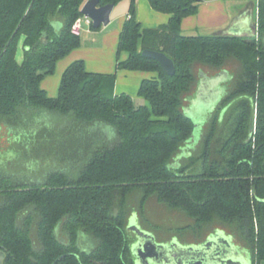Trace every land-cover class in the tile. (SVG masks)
Here are the masks:
<instances>
[{
	"label": "trees",
	"instance_id": "1",
	"mask_svg": "<svg viewBox=\"0 0 264 264\" xmlns=\"http://www.w3.org/2000/svg\"><path fill=\"white\" fill-rule=\"evenodd\" d=\"M86 1L0 0V127H7L8 139L33 140V161L52 162L49 170L33 165L36 179L22 170L0 173L4 264H133L127 231L133 213L161 241L177 236L201 243L222 230L260 264L264 0L253 36L184 34L182 20L201 0H149L171 16L144 27L131 0L118 41V51L128 56L116 66L154 73L140 83L139 95L148 101L141 105L115 92L116 73L91 71L83 59L65 68L57 96L42 86L58 61L80 46L71 28ZM143 49L168 55L175 74ZM203 70L229 71V86L197 147L184 152L196 126L186 104L193 105ZM167 216L174 227L166 226ZM166 230L174 233L168 238L161 233ZM81 232L97 239L93 249L80 247Z\"/></svg>",
	"mask_w": 264,
	"mask_h": 264
},
{
	"label": "rangeland",
	"instance_id": "2",
	"mask_svg": "<svg viewBox=\"0 0 264 264\" xmlns=\"http://www.w3.org/2000/svg\"><path fill=\"white\" fill-rule=\"evenodd\" d=\"M129 9H130V5L127 1L119 2L112 12L111 21L108 25L102 26L100 29H96V30L91 29L89 32L88 31L84 32V35L81 37L80 46L73 48L70 52L67 53V55H65L62 59H60L57 63L55 72L47 76L45 84L46 83L48 84L47 87L49 89L48 90L49 95L51 96L58 95L61 75L65 70V68L76 59H83L85 61L87 69L91 71L116 73L117 76L116 92L119 93L125 92L130 94L133 97L134 103L136 105L148 104V101L144 97L140 96L138 92L141 81L139 73L135 71H129L126 69H118L116 66L118 60L120 59L124 60L127 58L128 53L126 51H121V52L118 51V47H117L118 35L115 32L114 26L116 24L115 23L116 19L117 21H119L120 19L126 17L127 13L129 12ZM256 17H257L256 20H258V16ZM18 57L20 59L23 57V50L21 47L19 48L18 51ZM210 72L211 71H206V70H203L202 72L200 71L199 76L201 77V83L199 84V86L201 88L199 86L198 87L200 88L199 91L201 95H203V97L206 96L205 98L208 100L213 98L215 99L211 101H206L205 99L198 97L197 95L196 101L193 103V105L189 103L186 104V109H187L186 113L194 120V123L196 125L194 133L197 136L195 138V141H193L192 143L190 142L188 148L184 149V152L191 151L193 148L197 147L205 122L210 117L217 103L221 100L227 86H229V82H228L230 77L229 71H227L228 72L227 77L226 74L224 73L222 75L217 76V74H211ZM211 88L213 90H210ZM52 91H56L55 94H51ZM215 93L218 94L220 93V94L218 95ZM210 94H215L214 95L215 97L208 96ZM10 134L11 133H9L7 127L2 124L0 127V173L8 172L17 175L21 173L19 170H22L27 176H31V177L33 176V179H36L40 175L39 174L36 175L37 172L34 171L36 169L33 168L34 164L36 165L35 168L38 167V169H40L41 166L44 167L46 165H47L46 170L50 169L52 162H49V164L39 165L37 162L33 161L34 160L33 158H31V156L33 155L32 151L34 150V148L29 141H31L32 139H27L28 141H26L25 139H24L25 141H23L22 139L21 140L8 139L10 137ZM21 155L24 156L27 155V156L22 158ZM18 158L20 159L22 158L23 160L24 159L26 160L23 161L21 159V161H18L19 160ZM17 161L18 163H22L21 164L22 166L18 165V163H15ZM45 163L48 162L45 160ZM15 164L21 167H18ZM14 165L16 167H14ZM7 166L9 167V170ZM132 216H134L133 222H135L141 228L150 231L155 236V239H157V232H155L153 229H149V227H145V226L143 227L137 213H133ZM166 218H167V220H165L166 226L172 225L171 227H174L173 225L175 224L171 222L173 221L172 218L171 217L168 218V216ZM181 222L182 221H180V223ZM127 231L129 238L135 239V232L133 229L130 228V225L128 226ZM161 233L164 234V236L166 235L168 236L173 234L174 232L172 231L170 232L166 230V231H162ZM84 235L88 236V240H86L87 236ZM80 236H81L80 239L82 237L83 238L79 240V244H81V246L84 249L91 250L95 247L97 243V239H95L93 236L88 235L85 232H81Z\"/></svg>",
	"mask_w": 264,
	"mask_h": 264
},
{
	"label": "water",
	"instance_id": "3",
	"mask_svg": "<svg viewBox=\"0 0 264 264\" xmlns=\"http://www.w3.org/2000/svg\"><path fill=\"white\" fill-rule=\"evenodd\" d=\"M99 3L100 0H87L81 8V13L93 20L95 28H101L110 23L111 13L115 6V3L104 5ZM241 33V27H232L228 34L240 36ZM142 53L144 56L157 60L168 74H175V63L164 52L143 49ZM223 73L226 76L228 74L225 70L217 76ZM198 97L211 101V99H206V96L203 97L200 91ZM196 136L194 133L189 142L195 141ZM133 221L134 216H131L129 225L137 237V241L132 246L136 264H250L249 258L239 250L232 237L226 235L222 230H217L205 242L199 244H184L177 238L172 239L170 242H158L150 231L141 228ZM6 256V252L0 249V264H4Z\"/></svg>",
	"mask_w": 264,
	"mask_h": 264
},
{
	"label": "crops",
	"instance_id": "4",
	"mask_svg": "<svg viewBox=\"0 0 264 264\" xmlns=\"http://www.w3.org/2000/svg\"><path fill=\"white\" fill-rule=\"evenodd\" d=\"M123 1H127L129 5L131 4V0H122L120 2ZM258 3L259 0H201L197 4V11L183 18L181 25L182 32L187 35L217 33L228 34L232 27H241L242 33L240 36H250L255 31V26L257 24L256 14L258 10ZM116 5L114 6V9ZM135 6L137 15L136 17L144 27H157L161 24H165L169 21L171 16L169 13L156 11L151 6L149 0H135ZM128 14L129 12L127 13L126 17L120 19L119 21L116 19V24L114 27L115 32L118 35L117 47L119 33ZM91 29L92 27L85 25L80 38L84 35L85 31L89 32ZM135 72L139 73L141 81L145 77H151L154 75V73L146 71ZM46 78L47 76L43 80L42 86L48 92V84H45ZM55 92L56 91H52L51 94H55ZM243 248L241 247V249ZM243 251L247 254L249 259H251V253L249 250L244 248ZM260 264H264V260H262Z\"/></svg>",
	"mask_w": 264,
	"mask_h": 264
},
{
	"label": "flooded vegetation",
	"instance_id": "5",
	"mask_svg": "<svg viewBox=\"0 0 264 264\" xmlns=\"http://www.w3.org/2000/svg\"><path fill=\"white\" fill-rule=\"evenodd\" d=\"M256 32H257V27H256V29H255V31L252 33V35H250V36H253V35H255L256 34ZM227 77V76H226ZM226 79V78H225ZM225 82V81H224ZM200 87V86H199ZM199 87H198V90H197V95H198V93H199ZM215 94H218V93H215ZM215 94H211L210 96H214ZM220 94V93H219ZM218 94V95H219ZM217 95V96H218ZM215 97V96H214ZM196 98H197V96H196ZM196 98H195V100H193V103L196 101ZM213 99H215V98H213ZM213 99H211V100H213ZM199 142V141H198ZM131 218V217H130ZM129 221H130V219H129ZM128 226H129V222H128ZM128 226H127V228H128ZM215 233V232H214ZM225 233V232H224ZM213 234V233H212ZM212 234H210V235H212ZM226 234V233H225ZM209 235V236H210ZM226 235H228V234H226ZM82 236H83V234H82ZM84 236H87V235H84ZM208 236V237H209ZM228 236H230V235H228ZM81 237V236H80ZM207 237V238H208ZM232 237V236H231ZM83 238V237H82ZM81 238V239H82ZM174 238H177L181 243H184V242H182L177 236H174V237H172V238H170V239H168V240H164V241H161V240H158V238L156 239L158 242H170L172 239H174ZM207 238L203 241V242H205L206 240H207ZM80 238H79V240H81ZM86 240H88V236H87V239ZM232 240H233V242H234V239H233V237H232ZM137 241V237H136V233H135V239H133L132 238V240H131V243H130V252H131V257H132V260H133V264H136V257L134 256V254H133V252H132V246H133V244L135 243ZM203 242H201V243H203ZM235 243V242H234ZM184 244H199V243H184ZM80 247L82 248V249H84L82 246H81V244H80ZM239 248V247H238ZM84 250H86V249H84ZM239 250L241 251V252H243L244 254H245V256L246 257H248L247 256V254L244 252V251H242L240 248H239Z\"/></svg>",
	"mask_w": 264,
	"mask_h": 264
},
{
	"label": "built area",
	"instance_id": "6",
	"mask_svg": "<svg viewBox=\"0 0 264 264\" xmlns=\"http://www.w3.org/2000/svg\"><path fill=\"white\" fill-rule=\"evenodd\" d=\"M85 25L92 27L93 20L89 16L82 14L74 21L71 28L72 34L75 36H81Z\"/></svg>",
	"mask_w": 264,
	"mask_h": 264
}]
</instances>
